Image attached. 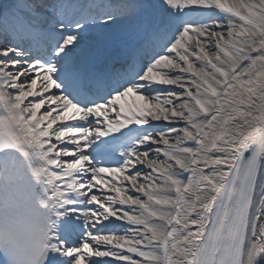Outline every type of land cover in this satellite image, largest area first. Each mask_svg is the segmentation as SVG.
Segmentation results:
<instances>
[{
	"label": "snow or ice",
	"instance_id": "6c2138e0",
	"mask_svg": "<svg viewBox=\"0 0 264 264\" xmlns=\"http://www.w3.org/2000/svg\"><path fill=\"white\" fill-rule=\"evenodd\" d=\"M5 128L45 199L0 264H264V0H4Z\"/></svg>",
	"mask_w": 264,
	"mask_h": 264
},
{
	"label": "bare ground",
	"instance_id": "6f19581e",
	"mask_svg": "<svg viewBox=\"0 0 264 264\" xmlns=\"http://www.w3.org/2000/svg\"><path fill=\"white\" fill-rule=\"evenodd\" d=\"M126 25H128L127 22H122L117 26H113L110 30L101 33H95L94 36L90 38H94V40L90 41L89 39V45L94 44L95 42L100 40L105 41L106 39H108L107 37L112 36L116 31H119L122 27ZM41 112H43V109L41 110ZM0 132H3L6 136L11 139L13 147L18 151L17 153L19 157L21 158L22 155L23 160L25 161L27 166L30 168V170L34 172L33 174L37 173V170L42 167V164L39 158L35 155V151L33 150V148L30 145L24 143L21 139H19V134L12 129H0ZM38 187L43 189V186L41 185H38Z\"/></svg>",
	"mask_w": 264,
	"mask_h": 264
},
{
	"label": "water",
	"instance_id": "95a60500",
	"mask_svg": "<svg viewBox=\"0 0 264 264\" xmlns=\"http://www.w3.org/2000/svg\"><path fill=\"white\" fill-rule=\"evenodd\" d=\"M1 137H4V136L1 135ZM5 139H6V138H5ZM6 141H7V139H6Z\"/></svg>",
	"mask_w": 264,
	"mask_h": 264
}]
</instances>
